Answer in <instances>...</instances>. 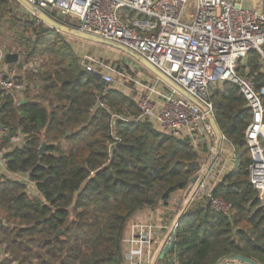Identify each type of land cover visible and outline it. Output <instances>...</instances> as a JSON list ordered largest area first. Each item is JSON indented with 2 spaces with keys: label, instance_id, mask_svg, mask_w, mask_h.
<instances>
[{
  "label": "trees",
  "instance_id": "trees-1",
  "mask_svg": "<svg viewBox=\"0 0 264 264\" xmlns=\"http://www.w3.org/2000/svg\"><path fill=\"white\" fill-rule=\"evenodd\" d=\"M0 13L28 57L53 55L51 70L26 75L32 85L36 79L44 82L48 105L28 97L17 105L9 96L0 104V122L12 134L18 129L29 134L26 146L9 154V166L30 171L43 195L32 198L19 183L0 182V253L5 248L12 257L2 264H124L129 218L186 189L200 167L198 155L186 139L156 123L113 118L138 113L136 102L85 70L66 35L30 15L18 17L11 0H0ZM246 67L263 89L256 51L249 53ZM212 99L216 121L237 150L234 171L215 191L232 203V214L191 204L176 228L179 263L215 264L238 253L264 264V201L250 183L252 156L245 140L250 111L231 81L214 89ZM99 100L104 108L97 106Z\"/></svg>",
  "mask_w": 264,
  "mask_h": 264
},
{
  "label": "built area",
  "instance_id": "built-area-1",
  "mask_svg": "<svg viewBox=\"0 0 264 264\" xmlns=\"http://www.w3.org/2000/svg\"><path fill=\"white\" fill-rule=\"evenodd\" d=\"M27 1L71 27L125 45L198 101L199 104L191 101L158 77L146 84L136 80L142 87L137 100L138 113L113 114V118L124 121L156 123L169 135L186 139L197 153L200 167L193 176L196 182L190 180L186 189L179 190L190 192L180 207H172L177 216H182L191 204L227 216L232 214V203L215 191L223 178L234 171L237 150L227 135L223 133L219 138L209 117L215 116L214 85L235 83L250 111L245 129L252 156L250 183L264 201V88L258 89L255 75L246 67L249 53L256 51L260 72L264 74V0ZM32 17L37 23L42 22L36 15ZM8 53L0 47V104L2 97L9 96L19 105L33 85L8 69ZM81 64L90 72L100 71L107 87L115 82L113 74L103 71L98 60L86 58ZM240 65L246 67L243 74L238 71ZM119 73L126 75L125 71ZM97 106L105 107L101 100ZM11 131L9 125L0 122V182L19 183L30 197L42 198L30 171L9 166V154L22 150L29 136L21 129L16 134ZM152 222L141 217L134 225L124 264H151L153 259L147 260L153 244H157ZM170 239L171 234L168 242ZM8 259L12 257L2 248L0 264ZM155 264H180L176 247Z\"/></svg>",
  "mask_w": 264,
  "mask_h": 264
},
{
  "label": "rangeland",
  "instance_id": "rangeland-1",
  "mask_svg": "<svg viewBox=\"0 0 264 264\" xmlns=\"http://www.w3.org/2000/svg\"><path fill=\"white\" fill-rule=\"evenodd\" d=\"M11 5L14 9V14H16L18 17H25L29 15L33 16L32 12L29 9H27L25 5L20 1L11 0ZM9 24L10 23L7 16L0 15V47L5 48V50L9 52L18 53L20 55V61L23 63V67L20 66L18 63H12V64H7L8 69L10 71H15L20 79L26 78L27 77L26 75L29 74L30 71L36 70L38 68L51 70L49 64L53 59L52 58L53 55H49L47 53L41 52L39 54L28 57L26 54V50L24 49L23 45H21L14 32L10 29ZM67 37L71 41L72 47L74 48V51L80 63H82V61L86 58H93L95 60H98L99 63L102 64L101 67L103 68V71L105 72L109 71L113 74L115 82L111 84V87L116 86L117 85L116 83H120V82L129 85L130 76L134 77L138 73L134 65L138 66L139 73L143 71L142 73H144V76L142 80L146 82H152L157 79V77L152 72L147 70L134 58L130 57L129 55H127L126 53L120 50L94 44L88 41L80 40L69 36ZM120 71H125V73L129 75L128 76L129 79L124 78V79H128V82H125L123 80V78L119 73ZM131 71H134V73H132ZM241 74H243V72ZM33 84L34 85L29 90V92L25 94V97H28L30 100L41 101L43 104L48 105L51 96L42 90V84H44V82L36 79L34 80ZM132 86L133 84L129 85V88H132ZM221 86L222 83H217L214 85L213 89H216L217 87H221ZM135 88L137 87L135 86ZM128 92L130 91L128 90ZM130 96L134 98L135 95L133 93H130ZM3 99L4 97L1 98V100ZM64 147H66V144H64ZM189 192L190 190L188 192L179 191L174 194V196L177 197V200L179 202V207L188 197ZM6 223H8L11 227L18 226L17 222L9 223L7 221ZM236 264H241V263L236 262Z\"/></svg>",
  "mask_w": 264,
  "mask_h": 264
},
{
  "label": "water",
  "instance_id": "water-1",
  "mask_svg": "<svg viewBox=\"0 0 264 264\" xmlns=\"http://www.w3.org/2000/svg\"><path fill=\"white\" fill-rule=\"evenodd\" d=\"M21 3L25 5L27 9H29L36 17H38L45 25L50 27L51 29L69 36L73 38H77L80 40L88 41L94 44L106 46L109 48H113L116 50H120L130 57L134 58L138 63H140L142 66H144L147 70L152 72L156 77L179 91L181 94H183L185 97L190 99L191 101L198 103V101L191 96L185 89H183L179 84H177L175 81H173L170 77L165 75L162 71H160L157 67H155L150 61H148L145 57L139 55L138 53L134 52L133 50L129 49L125 45H122L120 43L105 39L103 37H99L96 35L89 34L85 31H82L78 28L71 27L55 18H53L51 15L47 14L45 11L39 9L36 6L31 5L27 0H18ZM6 63L12 64V63H19L20 66L23 67V63L20 61V55L18 53L10 52L6 55ZM91 74L100 82L103 83V75L100 71H91ZM23 102H26L24 100ZM210 122L219 136V138H222L223 131L221 130L220 126L218 125L215 116L210 115L209 117ZM47 146V142L43 141L39 148V154L42 156L45 153ZM191 182H196V177L191 178ZM193 195V192L191 193V196ZM261 208L264 209V203L261 205ZM181 217V214L178 215L175 220L173 221L169 232L167 236L164 239V245L160 248L154 259L152 260L151 264H155L159 259L162 258V256H166L169 254L172 250L175 249L177 238H176V228L178 227L179 218ZM63 232V229H60L55 236H59ZM169 234H171V239L168 242ZM231 262H240L243 264H261L251 258H248L246 256H243L238 253H229L223 257H221L215 264H228Z\"/></svg>",
  "mask_w": 264,
  "mask_h": 264
},
{
  "label": "crops",
  "instance_id": "crops-1",
  "mask_svg": "<svg viewBox=\"0 0 264 264\" xmlns=\"http://www.w3.org/2000/svg\"><path fill=\"white\" fill-rule=\"evenodd\" d=\"M134 66H135L136 71L138 73L134 77L130 76L129 85L133 84L132 88H129V85H126V84L121 83V82L116 83L117 85L114 86L113 88L120 90L124 94L128 95L130 98H132L130 96V93H133L135 96L132 99L136 102V105H137V100L139 98L140 92L142 91V87L138 83H136V80H140L141 82H143L145 84L151 83V82H146V81L142 80L143 76H144V73H142L143 71L139 73L138 66L137 65H134ZM131 72L134 73V71H131ZM128 76L129 75L126 74L124 77L123 76H121V77L123 78V80L125 82H128V79H129ZM124 78H128V79H124ZM135 86L137 88H135ZM219 88H223V83H222V86ZM128 90L130 92H128ZM24 100L27 101L25 96L23 97V101ZM177 192H179V191H177ZM177 192H175V193H177ZM177 206H179V202L177 200V197L172 196L171 200L167 204H163V202L159 201L153 206L144 207L143 209L134 213L129 218V220L127 221V224H126L125 234H124V239H123V253H125L127 246H128V243H129V240L133 235L134 225L140 221L141 217H143V218L147 219L148 222L153 221L152 223L155 224V227H154V236L155 237L154 238L157 239V244H153L152 254L147 261H149L150 259H154V257L156 256V254L158 253L160 248L164 245V239L167 236L173 221L177 217V214L173 213V211H172V207H177ZM149 220H151V221H149ZM228 264H236V263L231 262Z\"/></svg>",
  "mask_w": 264,
  "mask_h": 264
}]
</instances>
